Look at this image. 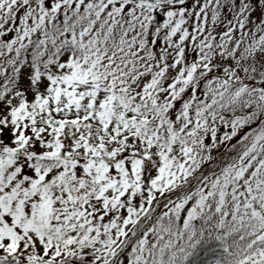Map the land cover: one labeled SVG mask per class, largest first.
Wrapping results in <instances>:
<instances>
[{
	"label": "snow or ice",
	"instance_id": "snow-or-ice-1",
	"mask_svg": "<svg viewBox=\"0 0 264 264\" xmlns=\"http://www.w3.org/2000/svg\"><path fill=\"white\" fill-rule=\"evenodd\" d=\"M0 264H264V0H0Z\"/></svg>",
	"mask_w": 264,
	"mask_h": 264
}]
</instances>
